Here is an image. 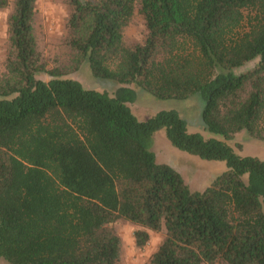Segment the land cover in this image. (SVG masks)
I'll return each mask as SVG.
<instances>
[{
    "label": "trees",
    "instance_id": "trees-1",
    "mask_svg": "<svg viewBox=\"0 0 264 264\" xmlns=\"http://www.w3.org/2000/svg\"><path fill=\"white\" fill-rule=\"evenodd\" d=\"M37 0H13L0 70V258L8 264H123L111 227L136 226L151 264H264V159L236 133L264 142V0H139L147 29L127 44L137 0H65L70 62L48 68L35 31ZM9 0H0V10ZM250 68L242 70L247 64ZM85 66L122 84L113 94L66 77ZM41 75H48L44 80ZM205 100L202 128L175 110L140 120L136 89ZM225 164L203 191L156 161L154 134Z\"/></svg>",
    "mask_w": 264,
    "mask_h": 264
},
{
    "label": "rangeland",
    "instance_id": "rangeland-1",
    "mask_svg": "<svg viewBox=\"0 0 264 264\" xmlns=\"http://www.w3.org/2000/svg\"><path fill=\"white\" fill-rule=\"evenodd\" d=\"M12 1L9 0L8 7L0 10V70L2 72L5 71L8 53L7 15L12 9ZM35 9L36 42L48 68L69 63L71 53L64 44L65 21L69 12L65 0H37ZM146 32L144 16L140 11L139 0H137L132 19L123 30V40L127 44L143 42ZM252 65L253 63H249L242 70ZM40 77L44 80L48 79V75ZM66 77L77 79L86 87L106 91L109 94H113L118 87L123 86L114 81L93 78L85 66H82L77 73ZM135 89L136 98L127 104L138 119L147 120L161 110H175L186 121L190 130L200 131L207 137L213 136L202 128V111L205 100L201 94H192L183 99H161L147 90ZM230 142L237 145L236 151L239 154L254 155L264 159V142L247 137L243 132L236 133ZM151 147L155 151L156 161L175 168L191 191H203L210 185L212 179L225 169L223 161L203 160L171 146L163 129L154 134ZM111 227L122 240L121 260L123 264H151L150 256L161 241L163 231H150L148 243L143 249H139L134 241L135 225L120 219L113 222ZM0 264H8V262L0 258Z\"/></svg>",
    "mask_w": 264,
    "mask_h": 264
},
{
    "label": "clouds",
    "instance_id": "clouds-1",
    "mask_svg": "<svg viewBox=\"0 0 264 264\" xmlns=\"http://www.w3.org/2000/svg\"><path fill=\"white\" fill-rule=\"evenodd\" d=\"M161 243H162V241H161Z\"/></svg>",
    "mask_w": 264,
    "mask_h": 264
}]
</instances>
